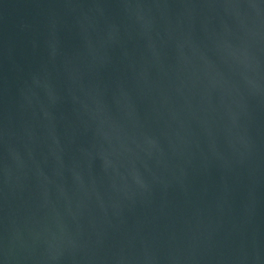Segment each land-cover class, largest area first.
<instances>
[{"label":"water","instance_id":"1","mask_svg":"<svg viewBox=\"0 0 264 264\" xmlns=\"http://www.w3.org/2000/svg\"><path fill=\"white\" fill-rule=\"evenodd\" d=\"M0 264H264V0H0Z\"/></svg>","mask_w":264,"mask_h":264}]
</instances>
